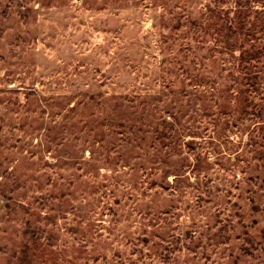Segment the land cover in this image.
Segmentation results:
<instances>
[{
    "label": "rangeland",
    "instance_id": "obj_1",
    "mask_svg": "<svg viewBox=\"0 0 264 264\" xmlns=\"http://www.w3.org/2000/svg\"><path fill=\"white\" fill-rule=\"evenodd\" d=\"M0 264H264V0H0Z\"/></svg>",
    "mask_w": 264,
    "mask_h": 264
},
{
    "label": "trees",
    "instance_id": "obj_2",
    "mask_svg": "<svg viewBox=\"0 0 264 264\" xmlns=\"http://www.w3.org/2000/svg\"><path fill=\"white\" fill-rule=\"evenodd\" d=\"M236 21H235V19H233V17L232 18H228V19H226V23L224 24V26H223V28H222V32H221V34L222 35H225V37H226V40H227V46H228V49H230V48H232V45H231V43L229 42V36H230V34H231V32L233 31L234 33H236L237 35L239 34L238 33V27L235 25L236 23H235ZM244 41V39H240V41L239 42H236V44L235 45H238L240 48H241V45H239L241 42H243ZM234 45V46H235ZM258 51H253V53H257ZM151 98H155L154 96H150ZM175 103V102H174ZM109 121L111 122V121H114L115 123H117V122H119L118 121V119H113V118H111V119H109ZM148 121H149V119L147 120L146 119V122L144 121L143 122V119H141V122H140V124H139V126H138V128L137 129H135V128H133L132 130H131V133L134 135V136H137L139 133H141L142 131H143V129H145V126L147 127V123H148ZM124 126V124L122 125V127ZM113 128H115V126H112ZM114 133H115V129H114Z\"/></svg>",
    "mask_w": 264,
    "mask_h": 264
}]
</instances>
